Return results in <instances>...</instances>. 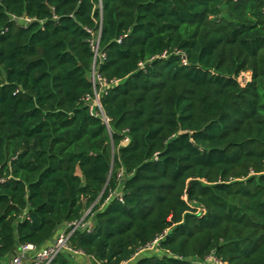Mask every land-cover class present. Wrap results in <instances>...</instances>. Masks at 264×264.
Here are the masks:
<instances>
[{"label": "trees", "instance_id": "16d2710c", "mask_svg": "<svg viewBox=\"0 0 264 264\" xmlns=\"http://www.w3.org/2000/svg\"><path fill=\"white\" fill-rule=\"evenodd\" d=\"M263 7L0 0V264H264Z\"/></svg>", "mask_w": 264, "mask_h": 264}, {"label": "built area", "instance_id": "2783aa9c", "mask_svg": "<svg viewBox=\"0 0 264 264\" xmlns=\"http://www.w3.org/2000/svg\"><path fill=\"white\" fill-rule=\"evenodd\" d=\"M263 13H264V7H263ZM250 77H251L250 72L245 71V72H241L236 79L241 86H245L246 83L250 81ZM91 81L93 82V84L98 82L102 87L106 85L105 82L98 75H95L94 73L92 74ZM95 99L97 100V106H99L98 94H96ZM125 141H127V138H125ZM83 219L84 217L76 222L63 225L59 230V232L56 233V236L54 237V242H51L46 247L38 249L32 244H25L19 246L18 254L7 264H23L26 256L31 253H32V257L30 264H49L62 251H69L76 255L77 254L83 255L80 251L72 250L67 242L69 236L75 230L79 228L87 227V223ZM212 260L213 263L211 264H222L220 261L216 260L215 258H212Z\"/></svg>", "mask_w": 264, "mask_h": 264}, {"label": "rangeland", "instance_id": "374dc122", "mask_svg": "<svg viewBox=\"0 0 264 264\" xmlns=\"http://www.w3.org/2000/svg\"><path fill=\"white\" fill-rule=\"evenodd\" d=\"M244 82V81H242ZM91 104L94 106V105H97V100L96 99H93L91 100ZM156 242L153 243L152 246H148L146 249H144L143 251L140 252V254H142L143 252H148V251H152L154 246H155ZM73 264H100L95 258H92V257H86V256H83V255H74V258H73ZM206 264V263H204ZM207 264H211L210 262H208Z\"/></svg>", "mask_w": 264, "mask_h": 264}, {"label": "water", "instance_id": "95a60500", "mask_svg": "<svg viewBox=\"0 0 264 264\" xmlns=\"http://www.w3.org/2000/svg\"><path fill=\"white\" fill-rule=\"evenodd\" d=\"M92 77V76H91ZM186 193L188 192V188L186 189V191H185ZM55 234H56V230H54L53 231V233H52V235L50 236V241L51 242H54V236H55ZM18 254V248L17 247H15V248H13L12 250H11V252H10V254L8 255V257H7V260H8V262H10L16 255Z\"/></svg>", "mask_w": 264, "mask_h": 264}, {"label": "crops", "instance_id": "0c3cea01", "mask_svg": "<svg viewBox=\"0 0 264 264\" xmlns=\"http://www.w3.org/2000/svg\"><path fill=\"white\" fill-rule=\"evenodd\" d=\"M18 248V247H17ZM76 255V254H75ZM31 257H32V253L31 254H28L23 262V264H30L31 263ZM74 258V256H73ZM8 263V260L7 258L5 259V261L3 262V264H7Z\"/></svg>", "mask_w": 264, "mask_h": 264}]
</instances>
